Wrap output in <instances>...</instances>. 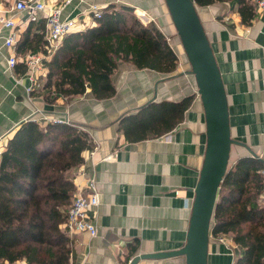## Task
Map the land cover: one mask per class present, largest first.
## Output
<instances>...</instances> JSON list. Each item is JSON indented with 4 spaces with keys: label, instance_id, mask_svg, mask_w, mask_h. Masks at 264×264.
<instances>
[{
    "label": "crops",
    "instance_id": "crops-1",
    "mask_svg": "<svg viewBox=\"0 0 264 264\" xmlns=\"http://www.w3.org/2000/svg\"><path fill=\"white\" fill-rule=\"evenodd\" d=\"M0 1L2 6L13 2ZM65 1L46 3L53 7ZM94 4L132 7L144 24L159 27L175 45L177 55L183 52L165 0H71L64 5L62 16L89 20L88 10ZM202 9L198 11L224 81L231 135L264 159V12L257 10L252 24L244 25L237 7L228 2ZM5 14L16 17L17 46L26 37L35 46L44 35L39 50L32 51L28 45L24 52L17 50L19 56L45 50L43 14L38 22L27 21L25 13ZM8 33L5 29L3 35ZM10 52L0 38V146L22 121L40 120L44 114L69 119L88 131L95 143L94 150L71 175L77 186H84L88 178L96 181L100 204L90 209L89 215L98 231L95 236L82 232L71 238L74 253L70 264H129L139 254L182 248L207 144L204 108L195 78L187 73V59L178 55L180 63L170 74L121 61L112 76L116 87L112 97L97 99L88 86L83 95L51 103L42 86L46 74L40 75L34 89L28 91L32 82L26 76V66L18 62L10 70ZM190 95L194 98L182 122L161 137L129 142L119 128L123 115L151 101H179ZM247 155L250 151L244 145L232 146L234 162ZM242 253L241 246L222 243L211 233L208 264H234ZM136 264H186V257H146Z\"/></svg>",
    "mask_w": 264,
    "mask_h": 264
},
{
    "label": "trees",
    "instance_id": "trees-1",
    "mask_svg": "<svg viewBox=\"0 0 264 264\" xmlns=\"http://www.w3.org/2000/svg\"><path fill=\"white\" fill-rule=\"evenodd\" d=\"M194 1L200 7L228 2L237 7L244 25L257 16L256 0ZM29 41H20L17 50L24 52L28 45L39 50L44 35L35 46ZM121 61L170 74L179 57L156 24H144L130 6L112 4L101 18L67 35L47 60L42 79L46 100H69L86 93L88 86L97 99L112 97V76ZM193 98L151 101L123 115L119 128L129 142L161 137L182 122ZM94 148L90 133L76 124L32 118L0 146V264H70L74 251L64 224L77 191L71 173ZM263 170L261 159L242 156L219 190L211 233L227 234L243 248L234 264H264Z\"/></svg>",
    "mask_w": 264,
    "mask_h": 264
},
{
    "label": "water",
    "instance_id": "water-1",
    "mask_svg": "<svg viewBox=\"0 0 264 264\" xmlns=\"http://www.w3.org/2000/svg\"><path fill=\"white\" fill-rule=\"evenodd\" d=\"M165 2L190 64L187 73L194 76L203 104L207 134L206 153L195 188L186 244L174 251L136 255L129 264H136L146 257L164 258L175 255H185L186 264H208L209 240L219 190L234 162L231 159L232 146L244 145L251 156L263 162L264 159L231 135L222 73L195 1Z\"/></svg>",
    "mask_w": 264,
    "mask_h": 264
},
{
    "label": "built area",
    "instance_id": "built-area-1",
    "mask_svg": "<svg viewBox=\"0 0 264 264\" xmlns=\"http://www.w3.org/2000/svg\"><path fill=\"white\" fill-rule=\"evenodd\" d=\"M71 0H66L62 5L48 7L46 0H13L10 6H2L0 1V38L4 39V43L10 49L8 57V68L14 70L18 62H23L26 66V76L32 82L27 90L32 91L40 75L46 74L48 71L46 62L54 52L62 44L64 38L72 32L85 29L89 23L95 18H101L103 7L99 5H91L88 10L89 20L81 21L77 17L62 16L63 7ZM257 10L264 12V0H257ZM26 14V20L29 22H38L43 14L46 26V45L44 51L28 52L24 56H19L17 52L18 35L16 30L15 16L8 17L5 13ZM83 22V23H82ZM5 29H9V33L4 36ZM36 120V119H35ZM38 121H46L53 123H71L69 119L44 114ZM1 154V150H0ZM264 175V170H263ZM87 190V193L85 192ZM99 189L94 178H88L84 186L78 185L73 203L68 211V217L64 224L68 234L75 237L82 232H89L92 236L97 234V226L95 221L90 217V209L100 204ZM222 243L231 245L232 238L227 234L216 236ZM27 264L24 260L6 264Z\"/></svg>",
    "mask_w": 264,
    "mask_h": 264
},
{
    "label": "rangeland",
    "instance_id": "rangeland-1",
    "mask_svg": "<svg viewBox=\"0 0 264 264\" xmlns=\"http://www.w3.org/2000/svg\"><path fill=\"white\" fill-rule=\"evenodd\" d=\"M198 10H203L202 9V7H200V6H198ZM168 38V37H167ZM168 41H169V43H170V39H168ZM172 43V42H171ZM173 47H174V49L176 50V47H175V45H173V44H171ZM179 56H180V58L181 59H184V57H185V59H187V57H186V54H185V52H184V50H183V52H180V54H178ZM188 61V60H187ZM180 63V62H179ZM189 63V62H188Z\"/></svg>",
    "mask_w": 264,
    "mask_h": 264
}]
</instances>
